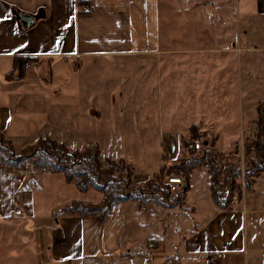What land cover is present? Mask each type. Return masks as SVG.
Here are the masks:
<instances>
[{
	"label": "crops",
	"instance_id": "1",
	"mask_svg": "<svg viewBox=\"0 0 264 264\" xmlns=\"http://www.w3.org/2000/svg\"><path fill=\"white\" fill-rule=\"evenodd\" d=\"M239 2L0 0V128L16 151L44 136L79 149L73 141L109 133V124L97 125V107L80 100L81 93L95 97L94 85L79 78L113 67L137 75V105L153 100L156 115L137 125H146L144 135L163 146L166 140L178 143L168 161L181 157V137L193 126L215 136L217 151L234 152L232 144L218 149L216 139L222 132L230 141L233 134L241 138L257 115L247 128L239 124L241 132L235 127L229 133L233 115L221 108L240 86V74L246 78L242 93L264 83V0L247 12L251 41L244 46L230 36L232 5L240 14ZM20 14L31 17L28 26ZM22 58L32 66L20 68ZM55 64H62L58 71ZM204 168L209 183L198 194L187 191L182 205L120 201L99 224L97 216L59 213L73 200H86L62 172L1 165L0 264H17L9 261L16 254L9 242L17 221L31 237L38 264H264V171L240 201L223 208L213 200ZM154 173L133 182L144 186ZM95 193L91 200L101 201L103 194ZM29 222L33 232L22 230Z\"/></svg>",
	"mask_w": 264,
	"mask_h": 264
},
{
	"label": "rangeland",
	"instance_id": "2",
	"mask_svg": "<svg viewBox=\"0 0 264 264\" xmlns=\"http://www.w3.org/2000/svg\"><path fill=\"white\" fill-rule=\"evenodd\" d=\"M239 1L240 2L238 4V7H240V14L237 11V8H235V6L237 7V5L235 6L234 4L232 5L233 18L231 21L232 30L230 32V36L233 38L234 43L236 42L239 43L241 46H244L251 41L248 35V33H251V30L246 28V25L248 24L247 12L254 7L253 5L255 4V0H239ZM61 65L62 64H55L53 69H55V71H58L59 66ZM111 68L113 67L109 68L110 69L109 73L107 74L102 73L101 75L97 73L94 77H88L87 73L83 72L81 74H84V76L79 78L80 82H82L83 84H87L89 82L91 86L94 85L95 94H96L95 97L91 95L89 96V98L87 96L84 97V93H81L80 100L81 102L90 103L89 107H92L94 105L97 107L98 110L93 111L95 114L94 118L96 119L97 125L102 122H105L106 125L109 124V129H110L109 133H104L99 136L87 135L80 140L73 141V143L75 147L79 148L78 150H84L88 147L97 144L99 146V150L102 156L110 155V158L113 159V161L115 160L114 162H118V163L120 162L121 159H123L124 161H126L127 163L133 166V170H134L133 177L136 180V182L142 183L144 181V177L146 173L157 172L160 168L161 163H164L173 157L179 145L175 141L169 142L168 140H166L164 141V146H163V140L159 138L153 140L151 138L152 135H150V138H147V135H144V132L146 130L145 128L146 125L140 126L138 128L137 121L138 119L141 118L147 119V116H151L150 114L156 115L157 110L154 109V106L152 104L153 100L145 99L144 101H142L144 102V106L137 105V101H136L138 100L137 99L138 96L136 92L138 85L137 75L132 73H131L132 75H123L118 70ZM242 68L247 69V66H244ZM239 85H240L239 87L236 86L233 92L229 93L230 99L226 103H224V106L227 107L228 109L225 107L221 108L222 110H225L227 113L233 115L232 122L229 123L231 127L230 129L227 130L229 131V133L231 130H234L235 127L236 130L241 132V130H239V124L241 123H244V128H247L248 124H252L253 119L256 118V115L258 117L257 107L259 101L264 98V83L263 85H261V87L257 86L255 89H252L250 94L242 93V90H244V85H246V78L245 76L243 77V73H242V75L240 74ZM109 89H111L110 92L108 91ZM122 89L125 90V93L121 91ZM149 96H152V94H149ZM248 100L249 102L246 103ZM149 102L150 104H148ZM207 110L212 114H218L219 112H221L219 111V109L213 110L212 108H210ZM100 111L102 112L101 115H100ZM156 121L157 119L155 120V122H152L153 126L157 125L155 124ZM191 128L186 133L187 137H190L192 133ZM118 129H121V131H118ZM199 131L202 132L200 128ZM228 136L229 135L227 134V132L220 133L218 140L216 139L217 141L216 146L218 147V149L224 150L227 149L232 144L234 146L233 151L236 152L235 153L236 158L231 157L229 153H227L229 160L226 161L225 163H223L224 156L219 158L222 160L220 164L223 165V167H221V170H224V165L227 167L229 166V164H235L238 167L241 166L242 161H247L248 159L251 158L253 159L255 157V152H252L249 156L246 153L243 145L249 143L253 144V142L257 138L256 124L254 126H251L250 129L247 128L243 132L241 138H240V133L233 134L231 136L232 141L229 140ZM5 138H7L6 135ZM206 139H208L210 143H214V145L211 146L209 144L205 148L200 145L197 148L201 150L200 151L197 150L196 152L193 153L195 157L205 156L206 149H208L209 152H221V151H217L215 147V142H214L215 136L213 134L212 137L211 135L210 136L208 135ZM236 139L237 140L240 139V140L235 141ZM5 141L7 140L5 139ZM22 149L17 150L16 152L19 153ZM181 154L182 155L180 158H185V159L190 158L192 156L190 153L186 154L182 152ZM122 157L127 158L131 163L127 159ZM179 159L173 162H176ZM247 166L248 163L246 167ZM106 167L107 166L105 164H102V168L100 170L106 169ZM204 167H206L209 171L208 166H204ZM204 167L194 168L189 176L188 179L189 188L187 191L192 190L194 195L200 193V191L202 190V186L205 182L209 183L210 181L208 172ZM171 176H174L176 178L177 177L182 178V184L179 186V188L175 191H171L172 196L177 195L181 191L184 192L183 186L186 183L185 178L183 176L175 175L174 173L168 174L166 176L164 175L162 178H160V176H157L156 179L157 181H159V185L161 186L160 189L161 188L165 189L163 191L166 192V190L168 189L166 184ZM156 179H154V181ZM239 181L242 184H244L245 173H243L242 177L238 179V182ZM94 190L95 191H91L89 193H87L88 191L83 193L78 191L79 192L78 197H81L82 199H86L85 201H83L85 203L94 202L91 199H95L94 198V194H96L95 192H101L97 189ZM146 191L147 194H150V192L153 193L154 188L153 187L147 188ZM187 191L185 193V199L187 197ZM164 192L163 194L159 192L158 195H161L162 197V195H164ZM28 224L29 225L23 227L22 230H28L33 232L34 231V227L32 226L33 223L29 222ZM18 225H19V221H17L14 225V229H16L17 232L15 236L12 238V240L9 242L10 247L12 246L14 247L16 254L14 255V257H10L9 261L17 264H38V262H36L33 259V256L31 258V246H32L31 237L27 234L20 232L21 230L18 227ZM66 263L71 264L70 261Z\"/></svg>",
	"mask_w": 264,
	"mask_h": 264
},
{
	"label": "trees",
	"instance_id": "3",
	"mask_svg": "<svg viewBox=\"0 0 264 264\" xmlns=\"http://www.w3.org/2000/svg\"><path fill=\"white\" fill-rule=\"evenodd\" d=\"M24 61V62H23ZM26 59L18 60L19 67H25ZM258 117L256 120V136L253 144H245L244 149L250 156L255 152V157L248 159V168L245 170V182L242 184L238 179L242 177L243 170L240 166L229 164L224 170L220 162L222 156L226 153L209 152L205 150V156L195 157L194 152L199 150L200 145L204 148L210 143L206 139L208 132L199 131L198 126L191 128V135L181 137V150L184 153H190V158H180L176 162H164L159 170L147 181L145 186H137L133 182V166L124 161L114 162L110 156H102L99 146L88 147L84 150L71 149L66 143L58 142L49 136L41 137L35 144L24 147L19 153L16 152L12 142L5 138L4 131L0 128V166L10 165L14 167H28L30 164L48 170L53 173L62 172L67 183H74L81 192H87L90 189H97L103 193L101 202L85 203L81 200H73L70 204L60 209L59 213L74 216H97L98 223L106 221L111 213L113 205L120 201L135 200L140 206H144L148 201L154 199L162 204H183L185 193L189 188L188 179L194 168L204 166L209 167L213 185L211 186V195L214 202L223 208L229 207L234 197L240 201L243 198L244 191L253 187L255 177L264 171V101H260L257 107ZM207 136V137H206ZM210 136V135H209ZM212 137V136H211ZM5 139L7 141H5ZM201 141V142H199ZM215 142V139H214ZM201 150V149H200ZM199 150V151H200ZM236 152L229 153L231 157ZM127 164H126V163ZM102 164L106 169L100 170ZM175 174L183 176L186 180L183 191L172 196L168 189L166 192L160 189L157 176L162 178L164 175ZM154 179H156L154 181ZM153 187L154 192L147 194L146 189ZM164 192V195L158 193ZM170 199V200H169Z\"/></svg>",
	"mask_w": 264,
	"mask_h": 264
},
{
	"label": "built area",
	"instance_id": "4",
	"mask_svg": "<svg viewBox=\"0 0 264 264\" xmlns=\"http://www.w3.org/2000/svg\"><path fill=\"white\" fill-rule=\"evenodd\" d=\"M32 62L30 60H27V62L25 63V67L28 68L30 66H32ZM228 156H224L223 157V163H225L226 161L229 160ZM244 162V163H243ZM229 164V163H228ZM246 165H247V161H242V164H241V168L243 170V173H245V170H246ZM226 168V166L224 165V169ZM182 184V178L181 177H174V176H171L169 179H168V182H167V187L170 191H175L179 188V186ZM237 197H234V200H236ZM205 257L208 258L210 261H214V260H217V256L213 253H207L205 254Z\"/></svg>",
	"mask_w": 264,
	"mask_h": 264
},
{
	"label": "water",
	"instance_id": "5",
	"mask_svg": "<svg viewBox=\"0 0 264 264\" xmlns=\"http://www.w3.org/2000/svg\"><path fill=\"white\" fill-rule=\"evenodd\" d=\"M20 17L22 18V20L24 21V24L26 26H28L31 22V17L25 14H20Z\"/></svg>",
	"mask_w": 264,
	"mask_h": 264
}]
</instances>
